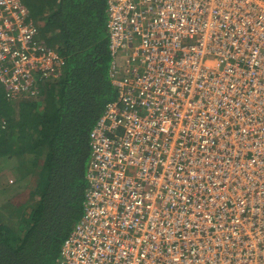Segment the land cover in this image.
I'll list each match as a JSON object with an SVG mask.
<instances>
[{
	"label": "built area",
	"instance_id": "built-area-1",
	"mask_svg": "<svg viewBox=\"0 0 264 264\" xmlns=\"http://www.w3.org/2000/svg\"><path fill=\"white\" fill-rule=\"evenodd\" d=\"M106 1L118 99L60 264H264V0ZM37 36L23 0H0L13 97L63 64Z\"/></svg>",
	"mask_w": 264,
	"mask_h": 264
},
{
	"label": "trees",
	"instance_id": "trees-1",
	"mask_svg": "<svg viewBox=\"0 0 264 264\" xmlns=\"http://www.w3.org/2000/svg\"><path fill=\"white\" fill-rule=\"evenodd\" d=\"M25 2L63 64L37 75L34 94L13 97L0 81V264H60L84 210L91 132L118 99L107 1Z\"/></svg>",
	"mask_w": 264,
	"mask_h": 264
},
{
	"label": "snow or ice",
	"instance_id": "snow-or-ice-1",
	"mask_svg": "<svg viewBox=\"0 0 264 264\" xmlns=\"http://www.w3.org/2000/svg\"><path fill=\"white\" fill-rule=\"evenodd\" d=\"M227 135H231V133H230L229 131H225V132L222 134V138H223V136H227ZM197 202H198V201H197ZM205 208H207V205H205ZM209 214H211V213H209ZM200 215H202V213H201ZM178 223H179V221H178Z\"/></svg>",
	"mask_w": 264,
	"mask_h": 264
},
{
	"label": "rangeland",
	"instance_id": "rangeland-1",
	"mask_svg": "<svg viewBox=\"0 0 264 264\" xmlns=\"http://www.w3.org/2000/svg\"><path fill=\"white\" fill-rule=\"evenodd\" d=\"M24 2H25V0H23ZM26 3V2H25ZM11 224V225H10ZM9 225L11 226V227H14V226H16L17 225V222L16 221H11L10 223H9ZM15 228V227H14Z\"/></svg>",
	"mask_w": 264,
	"mask_h": 264
}]
</instances>
